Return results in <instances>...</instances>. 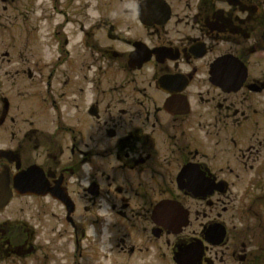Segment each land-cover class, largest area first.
I'll list each match as a JSON object with an SVG mask.
<instances>
[{
  "label": "flooded vegetation",
  "instance_id": "obj_1",
  "mask_svg": "<svg viewBox=\"0 0 264 264\" xmlns=\"http://www.w3.org/2000/svg\"><path fill=\"white\" fill-rule=\"evenodd\" d=\"M0 264H264V0H0Z\"/></svg>",
  "mask_w": 264,
  "mask_h": 264
}]
</instances>
